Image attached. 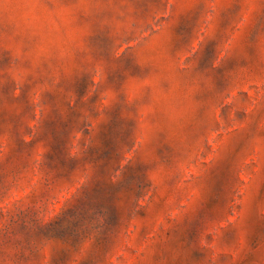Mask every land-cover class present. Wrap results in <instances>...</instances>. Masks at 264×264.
Returning a JSON list of instances; mask_svg holds the SVG:
<instances>
[{
	"label": "rangeland",
	"instance_id": "374dc122",
	"mask_svg": "<svg viewBox=\"0 0 264 264\" xmlns=\"http://www.w3.org/2000/svg\"><path fill=\"white\" fill-rule=\"evenodd\" d=\"M0 264H264V0H0Z\"/></svg>",
	"mask_w": 264,
	"mask_h": 264
}]
</instances>
